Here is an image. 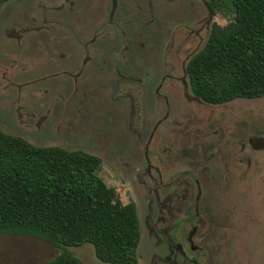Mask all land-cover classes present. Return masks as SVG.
Masks as SVG:
<instances>
[{"label": "rangeland", "instance_id": "obj_1", "mask_svg": "<svg viewBox=\"0 0 264 264\" xmlns=\"http://www.w3.org/2000/svg\"><path fill=\"white\" fill-rule=\"evenodd\" d=\"M195 1V10L184 0L5 1L0 129L98 156L104 182L135 205L138 264L166 260L165 231L192 212L194 178L201 250L186 246V256L264 264V96L211 105L191 95L185 61L211 22H226ZM189 229L179 222L176 238ZM66 248L84 264H108L90 243ZM58 252L0 237V264H42Z\"/></svg>", "mask_w": 264, "mask_h": 264}, {"label": "trees", "instance_id": "obj_2", "mask_svg": "<svg viewBox=\"0 0 264 264\" xmlns=\"http://www.w3.org/2000/svg\"><path fill=\"white\" fill-rule=\"evenodd\" d=\"M7 0H0V6ZM211 22L185 63L190 91L221 104L264 96V0H206ZM83 150L37 146L0 129V237L30 236L59 249L42 264H84L66 247L90 243L108 264H138L139 220Z\"/></svg>", "mask_w": 264, "mask_h": 264}, {"label": "flooded vegetation", "instance_id": "obj_3", "mask_svg": "<svg viewBox=\"0 0 264 264\" xmlns=\"http://www.w3.org/2000/svg\"><path fill=\"white\" fill-rule=\"evenodd\" d=\"M186 2H189V7L192 8V10L194 9V4L197 3L195 0H184ZM203 2V6L205 8V10L208 11V13L210 15H212L209 10H208V7L206 5V0H201ZM195 10V9H194ZM211 24V23H210ZM210 27V25H209ZM209 27H208V30H209ZM208 33V31H207ZM195 34L198 35V31H195ZM207 36V35H206ZM205 41V40H204ZM203 41V42H204ZM203 44V43H202ZM201 44V45H202ZM200 45V46H201ZM199 46V47H200ZM197 50V49H196ZM195 50V51H196ZM194 53V52H193ZM189 58V57H188ZM187 58V59H188ZM187 61V60H186ZM185 61V63H186ZM184 73H185V65H184ZM185 76H186V73H185ZM186 81H187V76H186ZM187 85H188V81H187ZM188 88H189V85H188ZM189 91H190V88H189ZM191 95L195 98H198L197 96H195L191 91H190ZM199 100H201L200 98H198ZM236 99V98H235ZM233 100V99H232ZM202 102L204 103H207L203 100H201ZM231 101V100H230ZM229 102V101H228ZM227 103V102H225ZM225 103H221V104H225ZM208 104H211V103H208ZM221 104H211V105H221ZM163 118H165V116H162L160 119L158 118V123H160L162 120H164ZM156 120V121H157ZM156 124V125H157ZM146 149H147V146H145ZM144 147V148H145ZM144 159L146 160V167L148 169H150V164L148 162V159H147V154L145 153L144 151ZM154 168V167H153ZM157 171V168H154ZM158 174V173H157ZM160 177V175L158 174V178ZM194 180V184H195V189H196V192H195V195H194V198H193V207H192V212L191 213H188L187 215H185L184 217L182 218H177L175 219L174 223L167 229V231H165V234H164V241L166 242V248H167V252H166V255H165V261L163 264H203V260H199L195 257H191V258H188L186 256V253L184 251L185 247L187 246L190 250H201V248L194 244L193 240H192V236L196 230V223H200V226L202 224V220H201V215L199 214V211H198V198H199V195H200V187H199V182L196 178L193 179ZM129 202V201H128ZM133 202V201H132ZM136 210V208H135ZM137 213V212H136ZM138 217V216H137ZM192 219L194 221H192ZM185 222L187 224H190V229L189 231H187L183 241L179 240L176 238L175 234H176V230H177V227L179 225V222ZM139 230H140V227H139ZM138 263V262H137Z\"/></svg>", "mask_w": 264, "mask_h": 264}]
</instances>
